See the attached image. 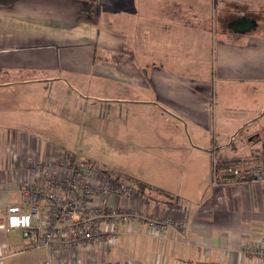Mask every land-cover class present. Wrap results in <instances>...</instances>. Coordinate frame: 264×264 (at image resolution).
Masks as SVG:
<instances>
[{
    "label": "crops",
    "instance_id": "obj_1",
    "mask_svg": "<svg viewBox=\"0 0 264 264\" xmlns=\"http://www.w3.org/2000/svg\"><path fill=\"white\" fill-rule=\"evenodd\" d=\"M37 110L71 121L29 123ZM97 120L130 158L108 163L133 192L113 204L184 220L190 246L134 225L105 253L94 245L53 254L7 231L0 214V264H259L238 250L263 243L264 184L229 169L264 148V0L0 7V212L20 203L26 159L68 153L54 137L94 132ZM36 128L47 134L41 141Z\"/></svg>",
    "mask_w": 264,
    "mask_h": 264
},
{
    "label": "built area",
    "instance_id": "obj_2",
    "mask_svg": "<svg viewBox=\"0 0 264 264\" xmlns=\"http://www.w3.org/2000/svg\"><path fill=\"white\" fill-rule=\"evenodd\" d=\"M25 170L20 204L7 206L1 215L5 229L18 230L29 247L56 254L95 245L105 253L119 236L130 234L134 225L144 226L153 238L173 232L178 241L191 244L184 220L128 206L118 209L114 198L132 199L121 181L92 169L79 171L76 161L68 162L65 154L47 160L26 159ZM229 173L237 180L264 184V148L250 159L231 164ZM238 253L264 264V240L262 244L242 243Z\"/></svg>",
    "mask_w": 264,
    "mask_h": 264
},
{
    "label": "rangeland",
    "instance_id": "obj_3",
    "mask_svg": "<svg viewBox=\"0 0 264 264\" xmlns=\"http://www.w3.org/2000/svg\"><path fill=\"white\" fill-rule=\"evenodd\" d=\"M211 10H212L211 11V20H212V15L214 12V5L211 6ZM36 112H37V115L34 114V116L32 115L29 116V119L31 120L29 123H32V121L34 123H37V122L39 123L41 119L40 117L42 116L48 117V120L52 122L56 121L55 118H61V120H63L64 122L71 121L69 117L62 118L61 114L55 110L50 111L49 113L44 110H39V111L37 110ZM28 113H31V110L28 111ZM97 121L98 123L97 125L95 124L94 132H93V129H91V131H88L85 134H83L82 131H79L75 127V129L69 128L65 135L63 134L56 135L54 137L55 139H59L60 141L61 139H63L62 148H58V149L56 148V149H57V152L70 153L71 158H72L70 161H74V162L76 161V163L78 162V164H80L79 166L84 168V170H89L91 169V166H92L93 167L92 170H97L102 173H108L110 171L108 163L124 165L125 164L124 159L125 158L130 159V158L127 157L125 152H121L117 150L115 151L114 149L111 148L109 140L103 133L104 123L99 122V120ZM34 131H35V136L38 137L37 138L38 141H41V139L43 140L45 138V136L43 135H47L45 132L42 131V129L36 128ZM238 135L239 134H236L235 137ZM68 153H64V154L67 155V158L69 159ZM127 188H130V187H127ZM18 196L20 197V195ZM20 202H21V199H20ZM2 211H4V209H2L1 212ZM8 239L13 240V235L10 234L8 236Z\"/></svg>",
    "mask_w": 264,
    "mask_h": 264
},
{
    "label": "trees",
    "instance_id": "obj_4",
    "mask_svg": "<svg viewBox=\"0 0 264 264\" xmlns=\"http://www.w3.org/2000/svg\"><path fill=\"white\" fill-rule=\"evenodd\" d=\"M18 1L19 0H0V7H4V6L8 7L9 5H12V4H14V3H16ZM77 168H78L79 171H84V168L80 167L78 164H77ZM91 169H93L92 166H91ZM95 171H97V170H95ZM107 176L113 178L112 174H110L109 172L107 173ZM122 184L124 185V183H122ZM133 187L137 188V189H140V190H145L147 188L146 186H144L141 183H134Z\"/></svg>",
    "mask_w": 264,
    "mask_h": 264
},
{
    "label": "bare ground",
    "instance_id": "obj_5",
    "mask_svg": "<svg viewBox=\"0 0 264 264\" xmlns=\"http://www.w3.org/2000/svg\"><path fill=\"white\" fill-rule=\"evenodd\" d=\"M256 152H258V150H256V151H253V153H252V155L254 154V153H256ZM229 175H230V173H229ZM231 176V175H230ZM233 177V176H232ZM246 182V181H245ZM249 183V182H248ZM252 184V183H251ZM125 186V185H124ZM126 187V186H125ZM19 188H20V185H19ZM127 188V187H126ZM129 191H130V193L132 194L133 192H132V189L131 188H127ZM18 192H19V190H18ZM132 198H133V194H132ZM114 199H120V198H114ZM120 200H122V201H125L124 199H120ZM124 206V205H123ZM122 207V206H121ZM121 207H118L117 206V208L118 209H120ZM132 208H135V207H132ZM135 209H137V208H135ZM138 210H140V209H138ZM142 227V226H141ZM144 227V226H143ZM145 228V227H144ZM35 249H37V248H35ZM76 252H81V251H78V250H73V251H62V252H60V253H76Z\"/></svg>",
    "mask_w": 264,
    "mask_h": 264
}]
</instances>
